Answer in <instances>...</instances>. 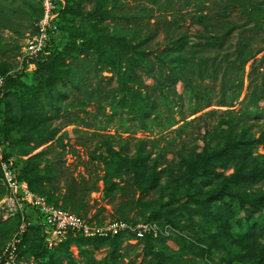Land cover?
<instances>
[{"label": "rangeland", "instance_id": "obj_1", "mask_svg": "<svg viewBox=\"0 0 264 264\" xmlns=\"http://www.w3.org/2000/svg\"><path fill=\"white\" fill-rule=\"evenodd\" d=\"M37 15L34 0H0L3 154L51 202L92 222L147 226L139 239L76 236L52 249L30 227L26 243L37 264H264V235L231 237L249 224L225 230L170 214L176 198L195 189L187 181L196 158L181 154L223 146L228 131L235 143L249 126L260 140L252 154L264 157V101L254 107L248 99L251 62L264 56V0H78L62 15L63 48L43 64L20 59ZM243 44L262 49L242 69H227L224 58ZM212 59L217 80L199 78L192 64ZM149 61L156 76L167 63L180 66L174 88H151ZM231 79L241 86L224 97L220 88ZM18 224L0 218V253Z\"/></svg>", "mask_w": 264, "mask_h": 264}, {"label": "trees", "instance_id": "obj_2", "mask_svg": "<svg viewBox=\"0 0 264 264\" xmlns=\"http://www.w3.org/2000/svg\"><path fill=\"white\" fill-rule=\"evenodd\" d=\"M78 0H66L63 3H60L62 8H60L57 18V24L59 28V35L57 40L53 43V46L49 49V52L37 63L43 64L44 62L48 61L52 57L54 53L61 51L66 41L65 33L61 27L62 15L67 10V6L70 3L76 2ZM35 2V1H34ZM36 3V2H35ZM38 7V15L35 23L39 19L41 15V9L39 5L36 3ZM35 31V27H34ZM33 31V32H34ZM72 37V42L74 43V36ZM76 37V36H75ZM70 38V37H69ZM71 39V38H70ZM246 45H240L235 50V57L231 60L228 58H224L226 60V68L233 71L234 69H242L245 62L253 58L256 53L261 51L262 48L255 49L254 51L249 50L246 48ZM160 62H164L163 60L159 59ZM264 62V56L260 57L259 59L255 58L251 62V70L249 72L248 78V87L249 95L248 99L250 104L254 107L258 106L260 101H264V65L257 66L255 63ZM204 61H196L192 65H197V75L199 78H208L212 81L217 80V73L219 64L212 59L211 62L203 64ZM168 65V70L166 72L162 71V67L160 66V71L158 72V76L152 74L151 66L152 63L149 61L147 73L153 78V85L151 88L158 89L160 93L168 86L169 88H174V83L176 79H179L177 76V69H181L179 65ZM260 67L262 70H259ZM261 74V80L257 81V75ZM231 78V76H230ZM229 78H227L228 80ZM11 78L8 79L10 81ZM226 80V81H227ZM7 81V82H8ZM226 81L222 84L220 88V94L225 97L227 94V90L235 89L238 85L241 86V82L237 79H231V83L229 85L226 84ZM141 87L144 88L146 96L149 97V89L147 85L141 82ZM7 86V83H6ZM221 96V97H222ZM221 101L223 99L221 98ZM238 120L236 121V123ZM236 123L231 124V130ZM244 133L241 135L242 140H238L237 142L233 143L232 139H229L230 132L227 133V139L223 146L216 145L215 147H208L207 149H202L201 152H197L195 149H191L189 152L190 154L180 155V159L184 160L187 156L190 155L191 159H194L192 164L195 168L188 167L189 171H192L193 175L191 176V180L189 179L187 182L193 189L190 193L183 195L182 197L176 198L175 202L177 206L170 210V214L176 212L177 215L183 214L191 223H217L220 224V228L232 229L236 227L237 223L240 225L245 224V226H249V229L242 230L240 232H233L231 237L237 243H241L242 239H246L249 236L250 230H255L257 236L255 238L261 237L264 235V190L261 189L260 185L264 181V162L262 159L264 158L261 156V159H258L256 156L252 154V150L254 148V144L260 141L259 139L251 138L249 133V126H246L243 129ZM4 158H8L4 155ZM14 161V160H13ZM15 168L18 169L19 175L18 179L23 180L28 184L30 190L36 192L29 181V171L25 168L21 171L20 168L16 166L13 162ZM232 167L233 172L230 174H224L222 172L216 171V168H221L226 170ZM0 177H1V169H0ZM198 181V182H195ZM1 185V182H0ZM255 187L253 188V186ZM259 185V186H256ZM3 193L4 187L1 185ZM208 188V189H207ZM207 189L205 195L200 197L204 190ZM2 193V195H3ZM38 193V192H36ZM182 199L184 201H182ZM233 200L236 201L233 204ZM49 203L58 205L54 202H51L47 199ZM219 203V206L215 211H213V207L215 204ZM247 205V207H246ZM61 206V205H59ZM63 207V206H61ZM65 208V207H63ZM67 209V208H65ZM242 210L243 216L234 220V215ZM74 212V211H73ZM76 213V212H75ZM11 217H15L19 219L18 215H14ZM195 218H199L196 220ZM233 220V222H232ZM30 227H34L37 229V232L40 236V226L36 224H32L29 226L28 231L25 233L23 238V243L25 248L23 249V254H31L27 248V237L30 235ZM80 238L85 239H108V238H118L121 236L129 238L126 234L120 233L112 237H84L81 235H76ZM74 236V237H76ZM41 238V236H40ZM73 237H68L66 240L72 239ZM42 241V238H41ZM62 243V242H61ZM43 244V241H42ZM59 245V244H58ZM43 247L47 249L44 244ZM158 255H161V253Z\"/></svg>", "mask_w": 264, "mask_h": 264}, {"label": "built area", "instance_id": "obj_3", "mask_svg": "<svg viewBox=\"0 0 264 264\" xmlns=\"http://www.w3.org/2000/svg\"><path fill=\"white\" fill-rule=\"evenodd\" d=\"M41 9L35 23V31L20 47V59L36 63L53 46L59 35L57 18L60 3L66 0H34ZM2 81L0 79V89ZM0 182L4 193L0 198V218L19 216L17 232L0 253V264H37L33 254H23V238L32 224L40 226V236L47 249H52L68 237H112L123 233L128 239L142 238L147 232L145 224H134L124 220L104 223L92 222L78 213L49 203L47 198L36 193L28 184L18 179V169L13 158H4L0 145Z\"/></svg>", "mask_w": 264, "mask_h": 264}]
</instances>
